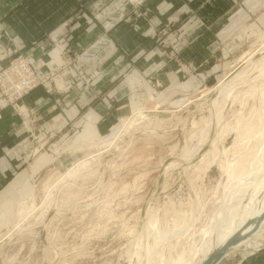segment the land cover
<instances>
[{"label":"rangeland","instance_id":"obj_1","mask_svg":"<svg viewBox=\"0 0 264 264\" xmlns=\"http://www.w3.org/2000/svg\"><path fill=\"white\" fill-rule=\"evenodd\" d=\"M99 1L104 9L114 8L107 28L117 30L134 21L137 32L136 20L149 17L144 10L148 0ZM251 1L242 0L235 27L214 46L211 58L182 61V13L142 32L179 67L190 91L165 104H136L125 116H115L117 97L110 95L106 108L114 127L107 135L97 134L102 118H85L81 128L43 125L42 116L23 101L41 88L58 95L81 81L92 85L100 69L94 70V78L86 71L96 58L113 46L124 51L115 37L106 34L78 52L72 47L73 29H67L65 43L57 46L62 56L52 68L22 52L0 60L1 75L14 61L27 59L40 82L20 99L0 86V120L10 110L28 138L19 145V169L4 173L0 188V264H174L179 257L176 264L201 261L218 228L229 225L234 208L240 207V193L245 187L247 193L253 190L240 180L246 176L228 180L229 169L242 155H264V0ZM240 70L246 78L234 85L228 99L232 105L217 123L211 104L225 100L219 90ZM62 78L68 83L59 89ZM159 87L157 81L151 85ZM238 123L245 137L241 141ZM209 131L213 143L219 138L216 152L213 144L207 151L197 149ZM2 150L0 160L1 155L9 157ZM257 237L263 245L264 232Z\"/></svg>","mask_w":264,"mask_h":264},{"label":"crops","instance_id":"obj_2","mask_svg":"<svg viewBox=\"0 0 264 264\" xmlns=\"http://www.w3.org/2000/svg\"><path fill=\"white\" fill-rule=\"evenodd\" d=\"M241 7L242 0H148L144 10L149 17L138 18L136 24L140 30L134 32L131 25L134 21L123 23L117 30L107 28L114 8L104 9L99 0H0V60L22 52L33 55L41 67L52 68L54 60L62 56L57 46L65 43L67 29H73L72 47L78 52L99 42L106 34L115 37V43L124 51L116 52L113 46L96 58L86 71V75L94 78V70L100 69L92 85L85 86L81 81L72 88L69 86L68 93L58 95L41 88L32 91L23 101L42 116L43 125L64 127L71 123L81 128L85 118L92 121L102 118L103 126L97 134L107 135L114 127L106 108L110 95L117 97L115 116H125L137 108L136 104L148 101L165 104L179 92L190 91V81L183 83L179 67L159 53L157 42L145 38L144 32L150 27L159 28L169 17L178 19L184 14L179 21L184 24L185 33L181 39V59L189 64L211 58L214 46L235 27L232 23L242 12ZM155 81L160 87L154 90L151 85ZM67 83L62 78L56 85L62 89ZM0 139L2 151H9V157L1 155V188L4 173L12 174L19 169L22 158L19 145L28 140L19 118L10 110L0 120ZM258 232H264V223ZM254 236L250 243L234 249L217 264H264V244L259 246V239Z\"/></svg>","mask_w":264,"mask_h":264},{"label":"bare ground","instance_id":"obj_3","mask_svg":"<svg viewBox=\"0 0 264 264\" xmlns=\"http://www.w3.org/2000/svg\"><path fill=\"white\" fill-rule=\"evenodd\" d=\"M252 57V56H251ZM250 57V58H251ZM255 58V57H254ZM249 60H247L246 62H248ZM261 61V60H260ZM259 61V62H260ZM264 60H262V64L264 65ZM258 63V62H257ZM256 64V63H255ZM254 64V65H255ZM257 65V64H256ZM260 65V64H259ZM259 68V67H258ZM248 72V71H247ZM253 73V72H252ZM246 72L243 71H239V73L237 72L236 74H233L228 80H226L223 84H222V90H219L218 94H224L225 95V100L222 101H215L211 104V108L213 110V116L216 118V121L218 120V118H220L222 115H226L224 113L226 108H228L229 105L232 104H228V99L234 89V85L238 82H241L242 79H245L246 77ZM245 77V78H244ZM252 77V76H251ZM248 82V81H247ZM262 86V85H261ZM264 88V87H263ZM263 92V89L262 91ZM261 94V93H260ZM262 95V94H261ZM262 99H264V97H262ZM231 100V99H230ZM237 101V100H236ZM233 102V101H232ZM264 102V101H263ZM208 103V102H207ZM263 110V109H262ZM261 110V112H263ZM264 114V113H262ZM140 116H143V113H140ZM213 116H211V119L213 118ZM218 117V118H217ZM146 119V118H145ZM213 121V122H212ZM211 123L214 124V120H211ZM218 123V121H217ZM240 123H238L236 130H237V134L239 136L238 140L241 141L242 139H244L245 137L242 134L241 128H240ZM212 125V124H211ZM216 125V123L214 124ZM213 125V127H214ZM215 127H218L215 126ZM244 127V125H243ZM212 129V128H211ZM230 128L228 127L226 129V131L223 130V132H227V130H229ZM218 130V129H217ZM216 130V132H217ZM213 134L216 135L215 129L213 130ZM221 131V129H220ZM212 131H209L206 134V137L203 139V141H201L202 143L199 144V148H197L198 150H204L207 151V147L211 144H213V151H218L220 148H218L219 146L216 145V143L219 141V138L215 139V142L213 143V138L211 136ZM212 134V135H213ZM218 134V133H217ZM237 137V136H236ZM220 143V142H219ZM210 147V146H209ZM208 147V148H209ZM195 148V147H194ZM222 150V148H221ZM220 150V152H221ZM200 152V151H199ZM223 152H225V150H223ZM198 153V151L196 152ZM195 153V154H196ZM222 153V152H221ZM241 153V152H240ZM207 154V153H206ZM220 154V153H219ZM243 154V153H241ZM246 154V153H245ZM258 154V153H257ZM262 154V153H261ZM201 155V154H200ZM204 155V154H203ZM202 156V155H201ZM243 156V155H242ZM238 160V162L236 163V166L231 167L229 169V167L227 169H229V178L228 180L232 181L233 179H239L243 176H246L243 179H240L243 181H245L246 183H250L249 185L250 188H252V192L251 193H247V190H249V187H245L242 191V193H240V197L238 199H240L241 201L238 202L239 206H236L233 210V214L231 216V221L228 222L227 224H225L224 226H221L220 230H217L216 232V239H215V234L214 236V240H210V243L208 245V247L206 249H204V253H203V258H201V261L197 264H206L210 258L213 256V254L220 249L223 244L227 241V239L232 236L235 232H238L239 230H241L238 234L239 237L237 239V243H235L234 247L228 252L230 253L231 251H233L234 249L238 248L239 246L246 244V243H250L251 242V237L256 235L259 233V229L261 227V225L264 223V219L260 222V225L258 226V230L255 229L257 226V222L255 221L256 218H258L263 212H264V171L261 172V169L264 168V155L263 156H258V155H252L250 157H242ZM196 157V155H195ZM206 157V155H205ZM203 158V157H202ZM238 159V158H237ZM196 160V159H195ZM197 162V161H196ZM231 162V161H230ZM230 166V165H229ZM243 166H248L249 168L244 171ZM238 170V171H236ZM264 170V169H263ZM75 179V178H74ZM245 179V180H244ZM241 182V181H240ZM244 183V182H243ZM231 185V184H230ZM248 185V184H247ZM226 186V185H225ZM232 187V186H231ZM229 189V188H228ZM241 192V191H240ZM228 193V192H227ZM236 194V193H235ZM234 195V194H233ZM236 202V201H235ZM237 204V203H236ZM234 204V206L236 205ZM33 210V209H32ZM35 211V210H34ZM31 212V211H30ZM33 212V211H32ZM244 212H246L245 214H243ZM22 216V215H21ZM236 217V219L234 218ZM248 220H252V222L249 224H246V222ZM229 221V220H228ZM233 222V223H232ZM232 224V225H231ZM230 227H232V231H230ZM208 231H210L208 229ZM262 231V230H260ZM207 234V233H206ZM210 237V236H209ZM212 237V235H211ZM255 237V236H254ZM260 239V238H259ZM242 240V241H241ZM257 240V239H256ZM206 245V244H205ZM257 247V245H256ZM181 259V257L178 258V260L174 263L176 264L179 260ZM172 260V259H171ZM181 262V260H180Z\"/></svg>","mask_w":264,"mask_h":264},{"label":"built area","instance_id":"obj_4","mask_svg":"<svg viewBox=\"0 0 264 264\" xmlns=\"http://www.w3.org/2000/svg\"><path fill=\"white\" fill-rule=\"evenodd\" d=\"M3 74L0 75V86L4 85L9 91L11 90L16 99L22 98L25 93L40 83L34 68L25 58L14 61ZM6 81H10V83H6Z\"/></svg>","mask_w":264,"mask_h":264},{"label":"water","instance_id":"obj_5","mask_svg":"<svg viewBox=\"0 0 264 264\" xmlns=\"http://www.w3.org/2000/svg\"><path fill=\"white\" fill-rule=\"evenodd\" d=\"M247 62H244L242 65H240L234 72H236L237 70H239L240 68L244 67L246 65ZM233 72V73H234ZM232 73V74H233ZM231 74V75H232ZM230 75V76H231ZM230 76H228L226 79H228ZM264 219V212L258 217L256 218V222L258 223L256 228H258V226L260 225V222ZM252 222V220H248L246 222V224H250ZM258 230V229H257ZM241 230H239L238 232H235L232 236H230L227 241L223 244V246L218 249L213 256L210 258V260L206 263V264H217L221 259H223L228 252L235 246L234 244L237 243V239L239 237V232ZM242 241V240H241Z\"/></svg>","mask_w":264,"mask_h":264}]
</instances>
